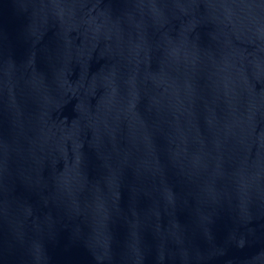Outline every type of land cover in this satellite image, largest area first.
<instances>
[{
	"label": "water",
	"instance_id": "water-1",
	"mask_svg": "<svg viewBox=\"0 0 264 264\" xmlns=\"http://www.w3.org/2000/svg\"><path fill=\"white\" fill-rule=\"evenodd\" d=\"M0 264H264V0H0Z\"/></svg>",
	"mask_w": 264,
	"mask_h": 264
}]
</instances>
